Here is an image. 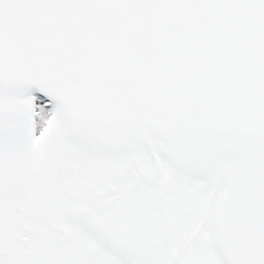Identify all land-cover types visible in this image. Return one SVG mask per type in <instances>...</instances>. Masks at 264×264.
<instances>
[{
  "label": "snow or ice",
  "instance_id": "1",
  "mask_svg": "<svg viewBox=\"0 0 264 264\" xmlns=\"http://www.w3.org/2000/svg\"><path fill=\"white\" fill-rule=\"evenodd\" d=\"M0 264H264V0H0Z\"/></svg>",
  "mask_w": 264,
  "mask_h": 264
}]
</instances>
